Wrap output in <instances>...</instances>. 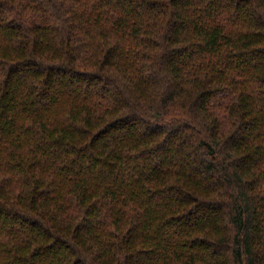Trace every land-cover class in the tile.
Returning a JSON list of instances; mask_svg holds the SVG:
<instances>
[{
  "label": "trees",
  "instance_id": "trees-1",
  "mask_svg": "<svg viewBox=\"0 0 264 264\" xmlns=\"http://www.w3.org/2000/svg\"><path fill=\"white\" fill-rule=\"evenodd\" d=\"M0 264H264V0H0Z\"/></svg>",
  "mask_w": 264,
  "mask_h": 264
}]
</instances>
